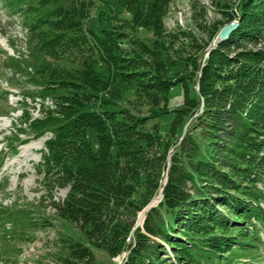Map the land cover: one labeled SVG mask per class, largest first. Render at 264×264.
Wrapping results in <instances>:
<instances>
[{"label": "trees", "instance_id": "1", "mask_svg": "<svg viewBox=\"0 0 264 264\" xmlns=\"http://www.w3.org/2000/svg\"><path fill=\"white\" fill-rule=\"evenodd\" d=\"M85 1L72 6L59 0H3L12 12L21 15L33 56L30 65L24 59L11 57L12 65L25 74L29 82L39 86L38 96H50L52 99V106H43L41 115L28 120V125L35 135L49 134L41 151L40 165L44 167L45 175L51 176L58 186H69L64 202L59 206V214L71 219L83 231L87 243L116 256L128 246L132 221L119 219L115 208L125 207L134 216L150 195L143 196L139 203L130 201L136 193L129 186L128 170L133 161L131 134H136L132 128L140 123L133 125L134 121L128 122L123 111L102 107L92 101L98 96V84H105L106 81L119 83L128 77L125 68L130 57L119 47L113 30L105 27L97 31L83 30L82 18L89 10V6H84ZM129 1L134 2L136 7L144 6L138 3L148 6L157 3V0ZM262 12L264 0H242L238 7V16L246 22L244 25L253 26L254 21L259 22L261 28H257L256 34L263 35L261 39H264ZM244 32L239 28L209 52L210 56L200 68L198 94L196 91L191 93L187 83L190 78L184 73L172 81L147 76L145 86H137L139 92H143L144 88L155 91L151 96L152 102L162 109L160 114L155 112L157 118L168 112L165 106L169 108L170 105V89L178 84L182 85L185 107L174 108L175 118L186 113V106L199 104L201 97L208 112L184 134L175 157L183 158L190 171L187 173L185 169L182 175L181 169H184L180 166L177 175L167 179L162 189L161 207L158 206L157 210L150 208L143 231L138 228L134 231L128 261L123 264H165L160 260L151 261L153 254L163 251L159 242L151 236L168 241L171 236L167 234L175 224L183 228L189 223L190 227L196 225V230L190 233L192 241L188 244L171 242L176 245L177 264H246L241 259L257 262L258 255L249 246L255 237L259 239L257 223L264 228V207L261 203L264 201V69L255 70L254 67L264 62V50L259 48L241 53L252 57L253 61L242 62V69L237 72L235 69L228 72L223 69L227 78L210 69V65L218 68L227 64L219 57L221 53L226 56L232 49H243L240 42L247 36ZM250 40L254 45L259 41ZM83 51L89 53L82 55L79 66L54 62L60 58V53L70 55ZM214 52L218 57L215 56L212 61ZM49 58L52 61H48ZM194 62L192 64L199 68L198 61ZM187 64L184 62L182 66L186 68ZM253 69L257 71L256 75L250 74ZM219 77L224 78L222 86L208 88V83ZM154 79L161 81L163 86L155 88ZM160 125L158 120L156 126ZM150 131H138L142 132L139 152L147 150L146 140L153 137ZM190 134H195L196 138ZM201 140L205 146L201 147ZM187 143L191 146L187 147ZM172 170L171 173L174 172ZM195 177L198 180L205 177L216 192H231L224 199L233 211L230 217L203 210L206 204L197 208L200 202L194 197L200 196V190L205 187H197ZM177 181L183 182L180 188ZM185 181L193 182V186L189 187L191 192L184 188ZM158 193L159 190L156 195ZM161 208L167 213V221L158 212ZM196 211L197 214L194 213ZM140 213L139 222L145 214ZM165 225L167 231L164 230ZM180 227L175 232L184 231L187 234L190 229L193 230L188 227L181 230ZM224 252L227 254L224 255Z\"/></svg>", "mask_w": 264, "mask_h": 264}, {"label": "rangeland", "instance_id": "2", "mask_svg": "<svg viewBox=\"0 0 264 264\" xmlns=\"http://www.w3.org/2000/svg\"><path fill=\"white\" fill-rule=\"evenodd\" d=\"M59 1L72 6H77L81 2V0ZM92 1H85L84 6H89V10L82 18L83 30L97 31L102 27L113 30L119 47L127 51L130 57L128 67L125 68L128 77L119 83L106 81L105 84H98L96 92L98 96L92 101L102 107H115L123 111L128 122L134 121L133 125L140 123L132 128L136 134H131L133 147L130 153L133 161L128 171L129 186L132 188L130 190L136 192L130 201L139 203L143 196L150 195L143 209L152 202L157 191L163 189L167 179L177 175L180 166L184 169H181L182 175L185 174V169L187 173L190 171L183 158L180 160L175 157L178 156V148L184 134L194 127L197 120L205 117L207 110L201 97L195 107L186 106L187 114L183 112V115L175 118L174 108L185 107L182 102V85L178 84L170 89V105L169 108L165 106L168 112L157 118L155 112L160 114L162 109L155 107L156 104L152 102L151 96L155 91L144 88L143 92H139L137 86L144 87L147 76L172 81L184 73L183 75L190 78L187 83L191 93L196 91L198 94L200 68L210 56L209 52L220 42L229 38L239 28L249 36V38L243 37L245 39L240 42L243 49L235 48L226 56L224 53L219 55L227 63L225 66L218 64L219 67L214 68L210 65L211 70L215 69L217 75L222 74L221 76L225 78L223 69L227 72L235 69L237 72L242 69V62L253 61L252 57L248 58L241 53L259 48L264 50V39H261L263 35L256 34L257 28L260 27L259 22L254 21L253 26L244 25L246 22L238 16V7L242 0H157L156 5L138 3L144 5L139 7L129 0ZM234 21L238 22L239 26L214 46L219 30ZM28 38L29 34L21 15L12 12L3 0H0V264H123L128 261L134 231L137 228L143 231L144 222L143 224L137 222V215L142 209L137 210L133 216L125 207L115 208V214L119 219L132 221L127 237L128 246L116 256H111L105 250L87 243L83 231L71 219L59 214V206H62L69 186H58L59 184L51 176L45 175V169L40 165L41 151L49 134L35 135L28 125L31 119L41 115L43 106H52V99L50 96L44 98L38 96L39 86L29 82L26 75L21 74L12 65L14 62L11 60V57L21 58L28 65L33 62ZM251 38L262 41L259 40L254 45L251 43ZM88 53L89 51L70 55L60 53L58 55L60 58H56L54 62L66 66H79L82 55ZM217 55L216 52L212 54L214 56L212 61ZM93 57L96 59L97 56ZM48 61L52 59L49 58ZM194 61H198L199 68L192 64ZM184 62L188 63L186 68L182 66ZM208 63L210 64L209 61ZM254 64L255 62L252 66ZM256 66L255 70L258 68L263 70L264 62L259 63V67ZM254 69L250 74L256 75L257 71L255 72ZM103 71L105 72L104 68ZM224 78L211 80L208 88L221 87ZM157 79H154V82L155 88L158 89L163 84L161 81V83L157 82ZM209 118L208 116L207 119ZM158 120L161 122L160 126H156ZM149 129L153 137L146 140L147 150L139 152L142 132L138 131ZM197 131L198 129L195 130ZM189 136L196 138L195 134ZM187 144V147L191 146ZM200 144L201 147L205 146L202 140ZM172 166H174L173 173H171ZM201 166L203 167L202 164ZM194 179L197 180V187L202 185L205 187L200 190L202 192L200 196L194 197L195 201L200 202L197 203L199 204L197 208L206 204L204 208L202 207L203 210L223 213L229 217L233 214L224 200L231 192L223 190L216 192L214 186L206 181L205 177H200V180L196 177ZM177 183L179 188L183 185L182 181ZM192 183L185 181L184 188L189 192ZM159 203L152 208L157 210L161 207ZM261 203L264 207V201ZM148 212L149 210L146 215ZM158 212L164 221L168 220L163 208ZM194 213L197 214V211ZM140 215L141 213L139 217ZM189 224L187 227L193 230L190 229L187 234H184V231L175 232L180 227L175 224L167 234L171 236L168 241L159 239L158 236H151L163 249L156 255L153 254L151 261L160 260L165 264H177L176 245L171 242L181 241L185 244L191 242L190 233L196 230V225L190 227ZM256 226L259 239L255 237L249 248L258 255L257 262L241 259L242 263L264 264V228L260 223ZM164 230H168L167 225ZM217 230L216 233L219 231ZM226 254L227 252H224V255Z\"/></svg>", "mask_w": 264, "mask_h": 264}, {"label": "water", "instance_id": "3", "mask_svg": "<svg viewBox=\"0 0 264 264\" xmlns=\"http://www.w3.org/2000/svg\"><path fill=\"white\" fill-rule=\"evenodd\" d=\"M235 23L231 22L225 26H223L217 36L216 39L214 41V46L217 45L221 40H223L224 38H226L228 36V34L235 28ZM161 197H162V188H161ZM161 201V199L158 201V203ZM156 204L154 202L149 203L147 206H145L142 210H146L148 211L150 208H152L153 206H155Z\"/></svg>", "mask_w": 264, "mask_h": 264}, {"label": "bare ground", "instance_id": "4", "mask_svg": "<svg viewBox=\"0 0 264 264\" xmlns=\"http://www.w3.org/2000/svg\"><path fill=\"white\" fill-rule=\"evenodd\" d=\"M233 23L236 24V25H235V28H237V26H238V22H235V21H234ZM235 28H234V29H235ZM234 29H233V30H234ZM228 35H229V34H228ZM226 38H227V37H226ZM160 189H161V188H160ZM160 189H159V193H158L159 195H156V196L152 199V202H154L155 204H158V201L162 198V197H161V191H160ZM140 212L145 213L144 216H143V218H142V221H141V222L138 221V216H139V213H140ZM140 212H139L138 215H137V222H138L139 224H143L144 219H145V216H146V212H147V211H146V210H141Z\"/></svg>", "mask_w": 264, "mask_h": 264}]
</instances>
